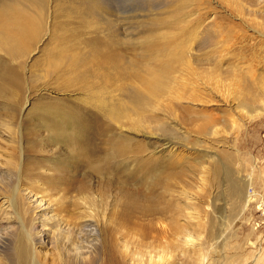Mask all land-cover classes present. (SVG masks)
Segmentation results:
<instances>
[{"label":"rangeland","instance_id":"1","mask_svg":"<svg viewBox=\"0 0 264 264\" xmlns=\"http://www.w3.org/2000/svg\"><path fill=\"white\" fill-rule=\"evenodd\" d=\"M87 1L99 5L100 14L88 16L83 10ZM175 2L172 6H155L151 3L142 13L137 12L140 16L144 15L146 21L162 18L165 25L152 28L153 32L146 36L141 35L137 28L129 40L132 43L125 44L123 35L125 31L128 33L125 27L131 23V18L123 16L121 12L131 10V0H67L69 10L77 8L79 13L83 12L85 23L74 14V20L69 16L66 19L63 15L66 3L63 1L48 0L47 20L38 39L30 42L27 57L17 60L23 81L16 107H21L20 111L16 110L22 149L20 162L23 168L29 169L31 176L24 175L26 180H36L38 175L41 177L39 166L53 164L57 172L50 174L51 178H62L73 187L84 184L94 195L106 196V217L108 220L112 218L113 223L105 225L100 234L105 236L106 232V239L112 237L111 227L115 225L123 235L119 238L123 239L129 251L134 252L136 259L146 261L150 256L162 254L156 264H196V252L200 248L202 264H253L255 256L259 257L256 264H264V0ZM122 3L126 6L123 7ZM177 5H182L184 9L180 17L179 10L175 9ZM121 17L125 18L124 21ZM178 18L181 22L175 25L177 22L174 21ZM60 35L64 39L62 44L59 43ZM145 37L153 38L140 43ZM99 41L113 44L111 52L119 57V64L124 68L120 74L110 70L108 73L112 80L118 76L128 78L131 72L143 74L145 68L166 64L167 76L175 84L174 87L183 88L185 85L189 90L179 89L178 95L175 91L168 98H162L157 104L159 106L151 114L147 113L173 128L174 133L176 130L178 135L172 133V137H186L183 138L186 142L173 141L176 147L162 148L155 137L149 139L137 135V140L132 143L139 142L142 153L137 154L136 160L127 168L119 163L121 166H114L111 173L101 175L88 170L89 167L77 159L71 161L69 157L74 147H65L51 140L52 135L42 125L53 123L51 117L65 110L76 118L83 113L91 122L100 117L95 113L93 92L88 93L87 87L92 77H95L94 82L99 80L103 70L88 66V71L81 70L87 73L86 78L84 76L83 81H78L75 78L77 72H66L65 64L59 69L48 67L51 62H58L54 58L59 56L60 51L56 53L55 50L62 48L60 45L63 44L67 48L74 47L67 52L75 53L83 62H97L87 57L91 56V50L105 54L107 49L95 44ZM176 41L184 46L179 47L181 45H176ZM183 52L187 54L178 62H157L165 55L176 59L175 54ZM65 61L68 62V59ZM103 91L107 97L108 90ZM112 95L119 97L116 92ZM3 104L0 102V114L8 107V104ZM102 121L97 119L93 124L102 127ZM54 129L58 128L54 126L52 131ZM69 130L72 129L69 127ZM3 132L1 129L0 154H4L0 163H4L10 153L9 138ZM102 148L104 151L105 148ZM63 161L67 165L64 171H59V164ZM213 166H219L221 172L225 168L231 171L229 178L242 189V198L238 200L230 193L228 178L222 176L216 179ZM5 174L8 176L1 166L0 176L6 177ZM169 174V189L182 199L181 203L184 200L191 203V207L183 209L182 215L175 214L174 219H177L171 222L169 213L161 211L162 200L169 199L162 186ZM10 181V185L15 182L12 178ZM31 193L29 190L20 192L24 206L34 199ZM75 194L74 189L67 196ZM9 195L8 188L0 193L3 198ZM58 197L42 198L51 206L48 212L55 208L54 200ZM59 204L63 206V212L65 207V213L75 212L68 200ZM65 213H62L63 218L67 216ZM186 213L192 214L187 216ZM191 216L193 219L189 218ZM67 218H64L65 221H68ZM208 218H211V222ZM196 223H200L199 227ZM8 227L12 229L8 235H4ZM17 227L15 223L7 222L0 213V264H16L14 250L20 234ZM185 234H189V237ZM44 241L47 245L46 238ZM193 248L195 254L190 252ZM49 249L48 244L40 252L45 253ZM104 249H100L93 264H123L120 256L119 262L116 261L118 255L112 246H107V252ZM12 259L15 261L11 262ZM144 261L136 260L138 263L131 264H147Z\"/></svg>","mask_w":264,"mask_h":264},{"label":"bare ground","instance_id":"2","mask_svg":"<svg viewBox=\"0 0 264 264\" xmlns=\"http://www.w3.org/2000/svg\"><path fill=\"white\" fill-rule=\"evenodd\" d=\"M59 1L66 3V10L63 12V15L66 17V19L69 16L74 20L72 15L74 14L80 18L81 22L83 21V23H85V15L83 12L82 14L79 13L77 8H71V10H69L70 8H68L69 5L67 4V0ZM131 1L133 2L132 5H130L132 6L131 10L125 8L126 11L123 10V12H121L123 16H128L127 18L129 19L131 18V23L125 27L128 33L125 31L123 35L125 44L128 42L132 43L129 40L133 38L134 32L137 28L139 30L138 32L141 31V35L146 36L147 34L153 32L154 29L152 30V28L165 25V21L161 20L162 18H151L148 21L144 20V15L140 16V13L144 11L146 6H149L151 3L155 6L158 4L172 6L176 3V0ZM183 2L188 3L189 0H183ZM84 4L85 6L83 10L86 14H88V16L92 14H100L99 5L89 4V1L84 2ZM123 5L124 4L122 3V6ZM125 6L126 4L123 7ZM47 8L48 0H0V102L8 104L7 110L0 114V128L4 131L3 134L7 136L6 138H9L8 140L10 142L8 143L10 147V153L6 157L7 159L4 160V163H0V167H4L5 173L8 174V176L5 174L7 178L4 175L0 176V193L6 192L8 188L10 189V195L4 198L0 197V213L5 217L7 222L15 223L18 226L17 228L20 232L18 238L16 239L17 241L15 243L14 250L16 261L12 259L11 262L15 261L16 264H93L96 256L100 252V249H106L107 246H112L115 250L114 252L117 253L118 256L113 252V254L117 256V262H119V256L123 261V264H125V262H129L130 264L131 262L138 263L140 260L142 262L144 260L136 259V256H133L134 252L128 250L126 243H124L123 239H121L123 235H121L119 232L120 230H117L115 225L113 228L111 227L112 237H108L107 233L108 238L106 239V232L104 233V231L103 233L105 236L100 234V232L102 233V228H104L105 225L113 223L111 221L112 218H110L111 220H108L106 217V210L108 206V203L105 199L106 196L101 195L103 197L102 198L99 195H94L92 191H90L84 184L73 187L66 183V180H63L62 178L56 180L55 178H51L50 174L57 172L53 164L50 165L45 163L42 165L43 167L39 166V171H42L41 177L38 175L36 180H34L35 178L30 179V181L26 180L24 175L27 174L31 176L28 173L29 169L23 168L24 165L20 162L22 149H20L21 145L19 144L20 124L18 122L19 119L16 110L20 111L21 107L19 109L16 107L19 101V94H21L23 87V81L20 74L21 66L17 60L25 56L27 57L26 54L29 51L30 42L36 38L38 39V35L40 34L44 26L45 19L48 16ZM175 9L179 10L180 17L181 11L184 10L182 5H177ZM74 11H77V13ZM137 18H142V20L136 21L135 19ZM121 19L123 18L121 17ZM124 19L122 21H124ZM174 22H177L175 25H179L181 21L178 18L175 19ZM182 23H184V20H182ZM61 36L62 35H60L59 38V40H61L59 41L60 44H62V41H64ZM58 37L56 36V38ZM152 38L153 37H148L146 39L145 37L144 40L140 41V43H146ZM175 43L178 46L181 45L179 47L184 46V44H180V42L177 43L176 41ZM95 44H97L98 47L102 46L107 49L104 55H100L94 50H91V56L87 57V59L98 60L97 62H83V60L79 58L78 55L76 56L75 53L69 54L67 52L68 50H73L74 47L67 48L65 46L66 44H63L60 45L62 48H55L56 53L60 51L59 56L54 58L58 62H51L48 67L53 66L54 69H59L62 64H65L66 72H77L78 76L76 75L75 78H77L78 81H83L84 76L86 78L87 73L85 74V72H82L81 70H87L88 66L103 70V72H101L98 77L99 80L94 82L95 77H92V82H88L90 85L87 88L89 90L88 93L93 92L92 101L95 102V110L97 111L95 113L100 116L96 117L95 120H104V123L102 124V127H98L100 124L98 126L94 125L93 123L95 120H92L91 122V120L86 118L83 113L81 114V117L77 118L73 117V114L67 113L66 110V113L59 112L55 114L56 116H54L52 113V117L54 118L52 119L51 117V120L53 123L47 122V124H42L43 128L48 129L49 133L52 135V138L50 137V139L57 144H63L65 147H74V149L76 148L75 150H72L73 153L71 154L72 156L69 157L70 160H79L80 163H83L89 167L88 170L97 175H101L104 172L106 174L108 172L111 173V169L117 164L120 165L119 163H123L126 168L130 166L132 162L136 160L137 154L142 153L140 150V143H132L133 140H137L135 139L137 135L138 137L142 136L143 138L155 137L157 143L160 144L162 148L164 146H172V148H174L176 147L175 144L179 141L186 142V140L183 139H186V137H172V133H174L173 128L166 126L165 123L163 124L157 119H154V116L147 115V113L151 114V111L156 109L155 107L159 106L157 104L160 103L159 101L162 98H168L171 96V94L176 93L179 89H181V91L182 89L184 91L188 90L185 85H183V88L174 87L175 84L171 82L167 76L166 64H157L155 68H145L143 74L137 72L132 74L131 72L128 78L118 76L119 79L114 77L112 80L108 73L110 70H115L119 74L124 70V68H121V65L119 64V57L111 52V48H114V46L110 41H99L95 42ZM123 44L124 42H122V45ZM95 49L98 50L97 47ZM186 54L187 53L184 52L180 54L182 56L175 54L177 60L167 58L169 55H165V58L158 59L157 62H178L183 59ZM6 59L10 62H8ZM67 59L68 62L65 61ZM5 60L7 62H5ZM99 60H102V62H99ZM111 60L115 62H111ZM61 71H63V69ZM119 74L115 73V75ZM100 85L101 87L99 88ZM103 90H108L107 97L104 96L105 92ZM115 92L119 97L112 95V93L115 94ZM176 94L178 95V92ZM259 112L261 111L259 110ZM54 126L58 129H54L52 131ZM69 127L72 129L71 131L69 130ZM175 133H177L176 130ZM173 141H176V143ZM157 143L155 142V144ZM132 144L135 145L133 146ZM102 146L105 148L104 151ZM101 152L104 153L100 155ZM2 154H0V160L2 158ZM177 160L178 159H176V161ZM173 163L177 164L175 161ZM59 165V171H62V169L64 171V167L67 165V163H64L63 161ZM214 165L216 166V164ZM218 168L214 167L216 179H220L222 176L224 178H228L230 193L238 198V200L242 198V189H239L237 184L233 183L229 178L231 171L225 168L221 172L220 168ZM11 178L15 180V182L13 181L14 183L12 185L9 184V182H11ZM170 179L171 176L169 174L168 178L162 182V186H164V194L169 199L165 201L162 200L161 211L169 213V220L171 222L174 219L175 214L179 213L182 215L183 209L185 210L191 207V203L185 200L183 203H181L182 199L177 197L175 193L173 194L172 189H169V183L171 181ZM22 181H24V183H22ZM74 189L76 194L74 196L68 197L67 193H71ZM27 190H29V194L31 191L33 192L31 194L34 199L32 201L28 199L30 201L29 204L24 206L20 199V192ZM38 195H40V198ZM53 195H58L59 197L54 200L53 206L55 208L50 210L51 212H48V209H50L49 207L51 206H49V203L46 204L42 198ZM63 200H68L70 205L73 206L72 209L75 211L73 214H70L71 212L65 213V211H67L66 207L64 208V212L61 210L63 206L59 204V202ZM47 213L55 214L48 215ZM62 213H65L68 216V218L67 216L64 217L67 218L68 221H65L63 218L64 215H62ZM186 214L187 216H190L192 213ZM109 215L111 216L113 214ZM189 218L193 219V216ZM208 219L209 222H211V218ZM198 224L200 223H196L195 225L198 226ZM10 229H12V227L6 228V233L4 235H8L10 233L8 232ZM210 234H213V232H210ZM188 235L189 234H185L187 238L189 237ZM119 236L121 238H119ZM44 238L47 239V245H45ZM48 244L50 246L49 251L47 250L45 253L41 251V253L40 249L46 248ZM105 252L107 251L105 250ZM190 252L195 254L194 248ZM110 253L109 255H112V252ZM196 253L198 256L196 264H202L200 258V248L199 252ZM114 255L112 257H114ZM155 256L157 258L150 256L149 260L144 262L147 264L158 263L162 258V254L161 256ZM253 259V264H256L259 261V257L257 258V256H255ZM136 260L138 262H136ZM169 263L173 264V262ZM108 264L112 263L108 262Z\"/></svg>","mask_w":264,"mask_h":264}]
</instances>
